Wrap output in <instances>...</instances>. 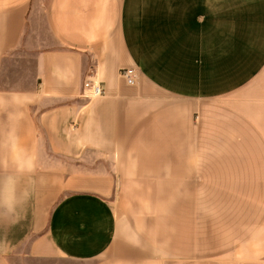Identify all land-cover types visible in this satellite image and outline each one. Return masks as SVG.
<instances>
[{"label": "crops", "instance_id": "1", "mask_svg": "<svg viewBox=\"0 0 264 264\" xmlns=\"http://www.w3.org/2000/svg\"><path fill=\"white\" fill-rule=\"evenodd\" d=\"M20 51L0 264H264V0H0Z\"/></svg>", "mask_w": 264, "mask_h": 264}, {"label": "rangeland", "instance_id": "2", "mask_svg": "<svg viewBox=\"0 0 264 264\" xmlns=\"http://www.w3.org/2000/svg\"><path fill=\"white\" fill-rule=\"evenodd\" d=\"M2 68L0 89L25 90L32 85L33 60L26 52H16L8 57Z\"/></svg>", "mask_w": 264, "mask_h": 264}, {"label": "built area", "instance_id": "3", "mask_svg": "<svg viewBox=\"0 0 264 264\" xmlns=\"http://www.w3.org/2000/svg\"><path fill=\"white\" fill-rule=\"evenodd\" d=\"M136 71L134 68H124L120 71V76L123 78L128 86L135 83ZM103 89L101 84L96 82L93 78H86L82 84V96L86 99L102 96Z\"/></svg>", "mask_w": 264, "mask_h": 264}]
</instances>
